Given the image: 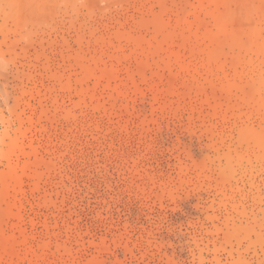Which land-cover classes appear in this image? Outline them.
<instances>
[{
    "label": "rangeland",
    "instance_id": "1",
    "mask_svg": "<svg viewBox=\"0 0 264 264\" xmlns=\"http://www.w3.org/2000/svg\"><path fill=\"white\" fill-rule=\"evenodd\" d=\"M0 264H264V0H0Z\"/></svg>",
    "mask_w": 264,
    "mask_h": 264
}]
</instances>
